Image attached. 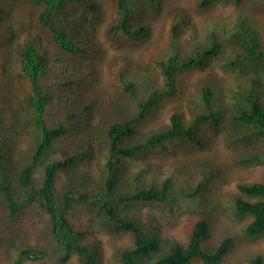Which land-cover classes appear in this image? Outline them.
<instances>
[{
    "label": "trees",
    "instance_id": "1",
    "mask_svg": "<svg viewBox=\"0 0 264 264\" xmlns=\"http://www.w3.org/2000/svg\"><path fill=\"white\" fill-rule=\"evenodd\" d=\"M42 3L38 22L45 30L30 27L21 41L1 64L9 75L29 87V93L17 111L13 129H27L33 146L24 162L13 155L11 138H0V250L9 264H68L74 255L79 264H108L101 241L94 230L81 229L69 220L73 206L83 205L91 214L90 228L111 235L129 234L132 244L113 247L109 262L114 264H218L234 247L231 237L222 239L213 250L201 247L208 238L209 226L204 219L193 223L185 242L163 237L156 217L142 219L129 213V206L156 204L167 206L181 200H194L207 189L206 171L192 184H176L173 176L144 179L143 172L130 173L125 161L173 151L191 145L204 147L203 128L228 131L226 145L236 151L232 163L241 166L264 164V27L255 11L264 8V0H195V9L207 10L229 5L233 12L224 18H211L197 27L185 9H175L163 57L156 61L165 86L140 82L134 74L120 71L113 79L116 92L133 104L129 118L115 115L105 123L102 181L88 183L73 179L78 165L89 155V148L57 156L54 142L67 133L77 116L78 96L92 86L83 66H76V55L92 57L97 52L86 30L74 17L79 11L97 10L95 0H24ZM132 0H114V15L108 32L120 43L144 40L150 33L146 24L136 23ZM9 12L0 8V45L10 42L14 32L7 23ZM188 32L187 39L183 34ZM77 33V34H76ZM54 47L51 51L48 44ZM213 60L226 73L233 74L227 89L213 81H203L198 103L190 118L174 111L169 122L144 133L140 125L166 96L175 92L177 74L205 69ZM218 89V90H217ZM88 107L89 103H85ZM84 105V108L86 107ZM78 108V104H77ZM30 116V121L26 116ZM43 164L37 177L34 167ZM212 170L213 166H209ZM208 169V168H207ZM68 175L69 184L56 186L58 172ZM70 173V174H69ZM130 176V177H129ZM185 183V184H184ZM89 184V185H88ZM229 212L239 221L250 216L243 227L247 237L264 232V182L241 181L237 191L228 195ZM46 215L45 230L30 241L28 231L6 226L12 224L31 205ZM93 231V232H92ZM88 232V233H87ZM90 233L92 239L87 237ZM247 264H263L257 255Z\"/></svg>",
    "mask_w": 264,
    "mask_h": 264
},
{
    "label": "rangeland",
    "instance_id": "2",
    "mask_svg": "<svg viewBox=\"0 0 264 264\" xmlns=\"http://www.w3.org/2000/svg\"><path fill=\"white\" fill-rule=\"evenodd\" d=\"M95 2L96 11L91 12L86 9L83 12L79 11L74 17L75 22L86 29L84 31L79 29L78 36L86 32L96 48L97 53L92 57L79 55L73 57L76 66L84 67L92 86L84 91L82 97L78 96L77 116L69 123L67 133L59 137L53 147L57 156L60 157L63 152L71 154L87 148L88 145L91 146L89 155L78 165L75 173L71 174L73 179L79 182H87L84 178L85 174L90 176L88 183L102 181L104 151L100 148L98 141L101 142L103 139L105 123L115 115L129 118L134 109L130 100L116 92L113 86L114 77L120 71H125L128 76L134 74L140 82L151 83L157 89L164 88V79L156 61L163 57L162 53L167 46L173 10L185 9L188 19L197 27L211 18H224L233 12L229 5H217L198 11L195 9V0H132L134 21L137 24L148 25L150 33L139 42L118 43L108 32L114 15V0H95ZM250 2L253 0L245 1L247 9ZM0 8L9 12L7 23L14 32V38L10 42L0 45V138L10 137L12 146L14 145L13 155L24 162L33 146V138L27 129L23 131L13 129V124H16L15 121L18 118L16 113L28 95L29 87L20 78L6 73L1 64L5 63V59L12 52L13 44L21 41L30 27L40 29L41 35L47 40L45 30L38 22L43 4L24 0H0ZM255 18L264 27V8L255 11ZM183 37L184 40L187 39L188 32H185ZM48 48L51 51L54 50L50 43ZM217 63V60H213L205 69L178 73L175 80V92L158 103L140 125V130L148 133L168 123L174 111L181 112L186 118H190V110L200 100L199 89L203 81H213L220 89H227L234 76L232 73L221 70ZM85 103H89L90 106L88 107ZM26 119L29 122L30 116L27 115ZM227 134L228 131L225 128H219L216 131L203 128L202 136L205 145L202 148L184 145L170 152L126 160L125 164L129 172L134 174L143 169L146 180L154 179V177L160 180L171 175L176 184H179L177 181L186 180L194 187V182L202 178L203 170L206 171L207 176V189H204L194 200H181L167 206L137 204L129 206L127 211L142 219L156 217L162 236L173 237L180 242L187 240L195 221L204 219L210 230L208 238L201 241L202 248L211 251L226 237L234 240L233 249L226 253L218 264H247L257 255L262 257L264 264V232L256 237H247L243 233V227L251 220V217L247 216L237 221L228 209V195L237 191L239 182H264V164L251 166L233 164L231 161L236 151L226 145ZM209 166H213L212 170ZM43 170V164L34 167L36 178L42 176ZM69 182L66 173L58 172L57 188ZM68 217L74 226L95 231L93 234L100 239L103 255L108 264H114L109 262L114 246L132 244L127 233L111 235L97 232L96 228H90L91 214L83 205H74ZM46 220L47 215L33 204L12 224L6 226V229L18 228L28 231L30 241H33L45 230ZM89 236L90 233L87 237ZM89 238L91 240L92 236ZM4 256L5 252L0 250V264H9ZM25 264L40 263L26 261ZM68 264L79 263L72 255ZM192 264L202 263L195 260Z\"/></svg>",
    "mask_w": 264,
    "mask_h": 264
}]
</instances>
